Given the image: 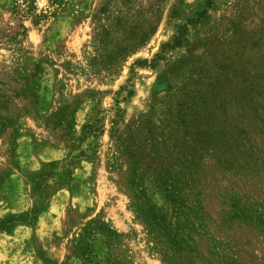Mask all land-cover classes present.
<instances>
[{"label": "rangeland", "instance_id": "obj_1", "mask_svg": "<svg viewBox=\"0 0 264 264\" xmlns=\"http://www.w3.org/2000/svg\"><path fill=\"white\" fill-rule=\"evenodd\" d=\"M16 3L0 0V264H264V225L239 219L264 216V159L253 178L201 147L251 115L264 0H35L40 23Z\"/></svg>", "mask_w": 264, "mask_h": 264}, {"label": "trees", "instance_id": "obj_2", "mask_svg": "<svg viewBox=\"0 0 264 264\" xmlns=\"http://www.w3.org/2000/svg\"><path fill=\"white\" fill-rule=\"evenodd\" d=\"M54 1L58 2L60 0ZM213 3L214 0H207V8L211 7ZM25 4L26 5L16 3L14 6L15 13L36 23H40L49 18L48 15L39 13L35 0H25ZM206 15L207 10L200 13L197 21L189 22L181 31L180 38L178 39L177 44L173 47L179 48L183 46L185 40L184 34L188 31L189 24L198 23V21ZM262 84L263 85L260 86L259 89H255V85L250 88L246 101V108L251 114L250 116L248 114L249 118L244 117L242 122L236 118L231 119L228 124L229 128L221 131L216 137L211 134H203L201 138V147L204 149L202 152L208 155L212 152V149L215 148L217 151L214 150L213 155H216L219 160L225 159L221 164L229 169H231L230 163L237 164L243 162L242 168L245 165L253 164L254 170L253 173L250 174L253 178L257 174L255 168L259 165L260 158L261 160L264 159V148L258 151L261 156L256 154V151L258 150L256 145H259L260 143L264 146V80ZM251 123H254V126L250 127L252 134L247 132V129H245L244 126L246 124L249 126ZM229 171L230 170H227V173H229ZM255 177H257V175ZM169 188L170 185H167L166 191H169ZM235 212V214H237L238 211ZM258 213L259 212L256 213L257 215L255 217L244 213L245 215L242 214V217H239V219H243L245 222H249L255 226H262L261 224L264 225V216L261 214L258 215ZM24 223L26 222L24 221Z\"/></svg>", "mask_w": 264, "mask_h": 264}, {"label": "crops", "instance_id": "obj_3", "mask_svg": "<svg viewBox=\"0 0 264 264\" xmlns=\"http://www.w3.org/2000/svg\"><path fill=\"white\" fill-rule=\"evenodd\" d=\"M19 230H21V232H23V233H28V231H29V228L25 225V226H21L20 228H19Z\"/></svg>", "mask_w": 264, "mask_h": 264}]
</instances>
